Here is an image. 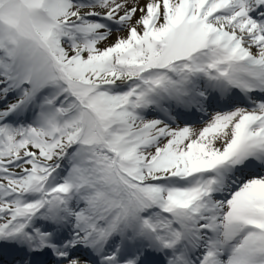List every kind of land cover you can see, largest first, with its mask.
<instances>
[{"label": "snow or ice", "instance_id": "1", "mask_svg": "<svg viewBox=\"0 0 264 264\" xmlns=\"http://www.w3.org/2000/svg\"><path fill=\"white\" fill-rule=\"evenodd\" d=\"M0 264H264V0H0Z\"/></svg>", "mask_w": 264, "mask_h": 264}]
</instances>
